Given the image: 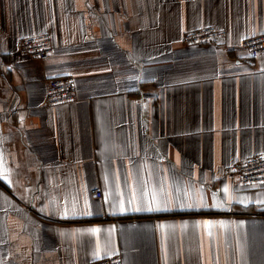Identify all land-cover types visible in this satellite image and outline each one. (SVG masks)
<instances>
[{
	"label": "crops",
	"instance_id": "obj_1",
	"mask_svg": "<svg viewBox=\"0 0 264 264\" xmlns=\"http://www.w3.org/2000/svg\"><path fill=\"white\" fill-rule=\"evenodd\" d=\"M40 33L47 60L18 52ZM261 33L264 0H0V264H264V185L223 174L264 153Z\"/></svg>",
	"mask_w": 264,
	"mask_h": 264
},
{
	"label": "built area",
	"instance_id": "obj_2",
	"mask_svg": "<svg viewBox=\"0 0 264 264\" xmlns=\"http://www.w3.org/2000/svg\"><path fill=\"white\" fill-rule=\"evenodd\" d=\"M227 31L216 26H205L189 30L182 36V43L193 46L225 40ZM250 58L264 54V33L245 38L240 45ZM20 54L38 59L47 60L53 53V41L49 33H40L26 36L17 42ZM77 100V87L72 75H61L48 78L45 83V104L57 106L75 102ZM223 174L238 178L246 186L264 185V153L234 162L223 169ZM94 196L100 197V188L92 190ZM87 264H124L120 255H113Z\"/></svg>",
	"mask_w": 264,
	"mask_h": 264
},
{
	"label": "snow or ice",
	"instance_id": "obj_3",
	"mask_svg": "<svg viewBox=\"0 0 264 264\" xmlns=\"http://www.w3.org/2000/svg\"><path fill=\"white\" fill-rule=\"evenodd\" d=\"M225 191H227V189H225ZM156 200V197L153 196V201ZM137 210H145V209H137ZM147 211H168L169 209L165 208V207H156V208H152V207H149L146 209ZM88 215H91V213H88ZM208 223V222H206ZM164 226L161 225V228H163Z\"/></svg>",
	"mask_w": 264,
	"mask_h": 264
}]
</instances>
